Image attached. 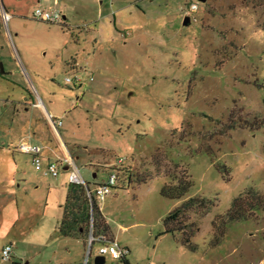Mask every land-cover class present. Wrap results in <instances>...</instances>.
<instances>
[{"label": "rangeland", "instance_id": "374dc122", "mask_svg": "<svg viewBox=\"0 0 264 264\" xmlns=\"http://www.w3.org/2000/svg\"><path fill=\"white\" fill-rule=\"evenodd\" d=\"M38 4L64 17L35 18ZM0 62V248L12 245L0 264H92L113 239L126 253L104 264H264V209L226 220L216 242L211 225L245 188L264 194V0H0ZM22 139L69 152L91 190L116 174L97 199L108 233L54 235L68 170L44 173ZM181 172L188 190L161 195ZM192 195L207 208L162 233Z\"/></svg>", "mask_w": 264, "mask_h": 264}, {"label": "trees", "instance_id": "16d2710c", "mask_svg": "<svg viewBox=\"0 0 264 264\" xmlns=\"http://www.w3.org/2000/svg\"><path fill=\"white\" fill-rule=\"evenodd\" d=\"M264 87V86H263ZM264 105V97L262 99ZM206 116V115H205ZM161 154L159 152H153L151 159L154 160ZM144 181V180H141ZM86 185L87 182L85 181ZM191 185V179L186 177L182 172L174 177V182H165L159 187V193L169 198H180ZM88 187V185H87ZM89 188V187H88ZM91 191L90 196L87 195L85 185L76 182H69L66 185L64 200L61 205L60 217L56 223V230L63 236H73L79 238L82 234V230L88 229L91 225L92 234L98 231L101 234L108 233V224L106 219L103 218V214L97 204V199ZM208 200L201 196H188L182 199L179 203L173 206L162 218L163 232H182V226H179V216L181 213L193 206L205 205L207 208ZM264 209V194L255 188L247 187L243 191L235 194L230 199L228 207L223 213H217L211 221L213 242H216L219 236L222 235L224 222L228 219H243L250 217L256 210ZM103 215V216H102ZM182 236L181 242L187 245H191L190 237ZM212 243V242H211ZM92 240L89 246L91 247ZM125 264H128L124 260ZM17 264V263H14Z\"/></svg>", "mask_w": 264, "mask_h": 264}, {"label": "built area", "instance_id": "2783aa9c", "mask_svg": "<svg viewBox=\"0 0 264 264\" xmlns=\"http://www.w3.org/2000/svg\"><path fill=\"white\" fill-rule=\"evenodd\" d=\"M196 8H197V2L192 1L188 4L187 11H194ZM8 16L9 13L6 12V10L1 9L2 20L6 21ZM32 16L47 22H60L62 20V14L60 13V11L50 5L38 4L34 6L32 9ZM65 79L66 80L73 79V81L78 84L81 82V78L79 77L78 73H74L72 77L65 76ZM37 104L41 105V102L38 101ZM46 114L50 125L52 127H55L56 124L59 123V118L55 119L52 115L49 114V112H46ZM15 149L22 152L30 153L32 157V161L34 162L35 166L39 167L41 161L40 160L41 153L43 149L42 144L36 141L33 142L31 140L22 139L15 145ZM63 163L66 165V169L68 170L67 179L69 182L81 183L83 185L86 184L79 172L78 166L74 162L69 152L67 156L62 155L61 157H53L52 159H47L46 160L47 170H45L44 173H50L53 176L57 175L58 167L61 166V164ZM116 178H117L116 174L111 172L107 174L105 179L98 181L94 184V187L92 188V193L94 194L96 199H103L107 193H110L112 187L115 185ZM11 248H12L11 243L8 242L4 244L0 248V258L1 259L9 258ZM89 251L90 250H88V252ZM97 253H101L103 255L108 254L109 256L115 258V257L123 256L126 253V248L124 246L119 245L117 241L113 239L104 243H100V245L97 248ZM88 258L89 257L87 255L86 262Z\"/></svg>", "mask_w": 264, "mask_h": 264}, {"label": "crops", "instance_id": "0c3cea01", "mask_svg": "<svg viewBox=\"0 0 264 264\" xmlns=\"http://www.w3.org/2000/svg\"><path fill=\"white\" fill-rule=\"evenodd\" d=\"M63 15V17H64V14H62ZM9 16H10V14H9ZM74 66V65H73ZM38 98V101L39 102H41V106L42 107H44L43 106V103H42V101L40 100V97H37ZM23 105L25 104L24 102L22 103ZM11 108V113L13 114V112H12V110H15V107H13V106H11L10 107ZM23 109H26L27 107L26 106H23L22 107ZM12 118L13 117H10V120H12ZM31 133H36V131H33V130H31ZM43 145V144H42ZM0 148H2V147H0ZM3 149V148H2ZM53 157H61V156H59L54 150H52V149H49V151H47L46 149H45V145H43V149H42V153H41V159H43V158H45V161L47 160V159H52ZM40 159V160H41ZM61 167L63 168V169H66V165L63 163V164H61ZM37 185V184H36ZM48 185V188L50 189L51 188V185L50 184H47ZM64 195H65V193H64ZM61 205H62V203H60V213H61ZM13 215H15V211H14V214ZM59 217H60V215H59ZM59 217H58V219H59ZM54 232V235H59V236H63V235H61V234H59L58 232H57V230H56V228H55V230L53 231ZM3 245V244H2ZM1 245V246H2Z\"/></svg>", "mask_w": 264, "mask_h": 264}, {"label": "water", "instance_id": "95a60500", "mask_svg": "<svg viewBox=\"0 0 264 264\" xmlns=\"http://www.w3.org/2000/svg\"><path fill=\"white\" fill-rule=\"evenodd\" d=\"M200 1H203V0H200ZM3 8V6H2ZM189 21V16L188 15H184L183 17V23H187ZM2 63L0 62V71H2ZM85 189H86V193L87 195L90 196V190L89 188L87 187V185L85 184ZM104 261H105V257L103 254L101 253H97V254H94L92 256V264H104Z\"/></svg>", "mask_w": 264, "mask_h": 264}, {"label": "flooded vegetation", "instance_id": "af4514ba", "mask_svg": "<svg viewBox=\"0 0 264 264\" xmlns=\"http://www.w3.org/2000/svg\"><path fill=\"white\" fill-rule=\"evenodd\" d=\"M2 9H4V8H2ZM5 10V9H4Z\"/></svg>", "mask_w": 264, "mask_h": 264}, {"label": "clouds", "instance_id": "9594fccd", "mask_svg": "<svg viewBox=\"0 0 264 264\" xmlns=\"http://www.w3.org/2000/svg\"><path fill=\"white\" fill-rule=\"evenodd\" d=\"M62 17H63V15H62Z\"/></svg>", "mask_w": 264, "mask_h": 264}]
</instances>
